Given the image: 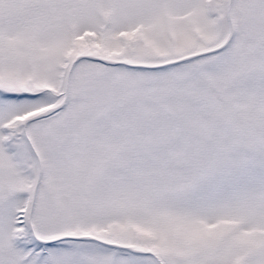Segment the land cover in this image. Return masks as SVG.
Instances as JSON below:
<instances>
[{
    "label": "snow or ice",
    "instance_id": "obj_1",
    "mask_svg": "<svg viewBox=\"0 0 264 264\" xmlns=\"http://www.w3.org/2000/svg\"><path fill=\"white\" fill-rule=\"evenodd\" d=\"M0 264H264V0H0Z\"/></svg>",
    "mask_w": 264,
    "mask_h": 264
}]
</instances>
